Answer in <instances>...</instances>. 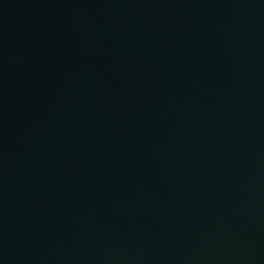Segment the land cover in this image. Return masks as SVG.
Listing matches in <instances>:
<instances>
[{"label":"water","instance_id":"1","mask_svg":"<svg viewBox=\"0 0 264 264\" xmlns=\"http://www.w3.org/2000/svg\"><path fill=\"white\" fill-rule=\"evenodd\" d=\"M0 264H264V0H0Z\"/></svg>","mask_w":264,"mask_h":264}]
</instances>
